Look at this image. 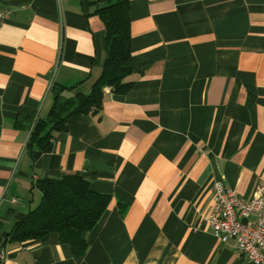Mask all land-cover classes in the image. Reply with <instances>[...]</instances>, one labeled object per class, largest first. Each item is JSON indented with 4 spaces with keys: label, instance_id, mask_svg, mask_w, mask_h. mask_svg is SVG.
I'll return each instance as SVG.
<instances>
[{
    "label": "crops",
    "instance_id": "1",
    "mask_svg": "<svg viewBox=\"0 0 264 264\" xmlns=\"http://www.w3.org/2000/svg\"><path fill=\"white\" fill-rule=\"evenodd\" d=\"M96 1L0 0V264H254L205 218L214 182L245 200L264 185V0H130L133 88L104 89L101 112L31 154L51 85L88 93L102 73ZM64 174L112 198L87 252L57 234L7 242L34 183Z\"/></svg>",
    "mask_w": 264,
    "mask_h": 264
},
{
    "label": "trees",
    "instance_id": "2",
    "mask_svg": "<svg viewBox=\"0 0 264 264\" xmlns=\"http://www.w3.org/2000/svg\"><path fill=\"white\" fill-rule=\"evenodd\" d=\"M95 14L104 23L105 58L102 73L88 93L75 92L76 86L54 85L53 105L46 118H38L27 142V150L44 151L58 133L68 130L70 121L78 115H95L102 111L104 89L126 95L134 82L129 61L132 57L130 0H97ZM34 120H28L29 129ZM41 192L39 204L23 220L16 221L6 237L7 242L22 244L57 234L63 244L82 257L89 245L86 235L102 220L112 198L91 189V183L80 176L64 174L37 180ZM124 205L120 204L121 211ZM123 214V212H122Z\"/></svg>",
    "mask_w": 264,
    "mask_h": 264
},
{
    "label": "built area",
    "instance_id": "3",
    "mask_svg": "<svg viewBox=\"0 0 264 264\" xmlns=\"http://www.w3.org/2000/svg\"><path fill=\"white\" fill-rule=\"evenodd\" d=\"M6 15L0 10V25ZM52 88V85H51ZM35 118L30 134L35 126ZM214 197L205 222L223 244L233 240L235 250L254 264H264V185L252 198H240L234 190L222 182H214ZM6 192L0 196V204ZM5 250L0 247V260Z\"/></svg>",
    "mask_w": 264,
    "mask_h": 264
}]
</instances>
